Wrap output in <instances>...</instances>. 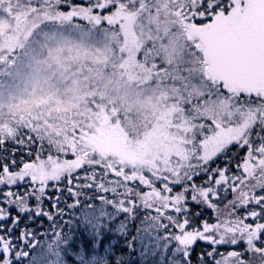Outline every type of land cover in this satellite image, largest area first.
<instances>
[{"label":"snow or ice","instance_id":"snow-or-ice-1","mask_svg":"<svg viewBox=\"0 0 264 264\" xmlns=\"http://www.w3.org/2000/svg\"><path fill=\"white\" fill-rule=\"evenodd\" d=\"M0 264H264V0H0Z\"/></svg>","mask_w":264,"mask_h":264}]
</instances>
